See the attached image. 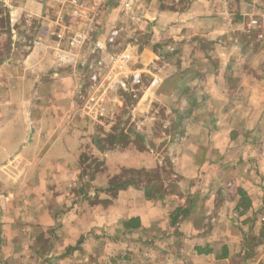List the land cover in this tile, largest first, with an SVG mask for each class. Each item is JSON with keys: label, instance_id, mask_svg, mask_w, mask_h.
<instances>
[{"label": "crops", "instance_id": "0c3cea01", "mask_svg": "<svg viewBox=\"0 0 264 264\" xmlns=\"http://www.w3.org/2000/svg\"><path fill=\"white\" fill-rule=\"evenodd\" d=\"M61 4L0 0V264H264V0Z\"/></svg>", "mask_w": 264, "mask_h": 264}, {"label": "rangeland", "instance_id": "374dc122", "mask_svg": "<svg viewBox=\"0 0 264 264\" xmlns=\"http://www.w3.org/2000/svg\"><path fill=\"white\" fill-rule=\"evenodd\" d=\"M107 1H111V0H107ZM63 5L64 8H67V12L69 14H74V13H77L76 11H80V10H83V9H80V7L78 5H73V4H67V3H63L61 4ZM87 7V4L85 5L84 8ZM0 14L3 15V7L0 6ZM5 25V19L3 17L0 16V27L4 26ZM190 111V109H189ZM185 120H187V122H198L200 121V119L202 118V113H199L198 115H193L192 113H188L187 115L185 114L184 116ZM190 134H196V135H199V131L197 130H194V129H190ZM176 151H180V149L177 148ZM186 155H188L187 152H185ZM181 154H182V151H181ZM41 260H37L34 262V264H42V263H39Z\"/></svg>", "mask_w": 264, "mask_h": 264}, {"label": "built area", "instance_id": "2783aa9c", "mask_svg": "<svg viewBox=\"0 0 264 264\" xmlns=\"http://www.w3.org/2000/svg\"><path fill=\"white\" fill-rule=\"evenodd\" d=\"M63 3H67V4H73V5H78L80 7V9H83L85 7V2L87 0H61ZM114 33H116V31L111 33V37L112 35H114ZM93 79H95V76H93ZM262 221L264 222V215L262 217Z\"/></svg>", "mask_w": 264, "mask_h": 264}, {"label": "trees", "instance_id": "16d2710c", "mask_svg": "<svg viewBox=\"0 0 264 264\" xmlns=\"http://www.w3.org/2000/svg\"><path fill=\"white\" fill-rule=\"evenodd\" d=\"M125 182L126 181H123L120 184L118 183V186H125ZM239 195L241 196V205H243V207H246V205L248 204V200L245 198V195L241 191H239Z\"/></svg>", "mask_w": 264, "mask_h": 264}]
</instances>
